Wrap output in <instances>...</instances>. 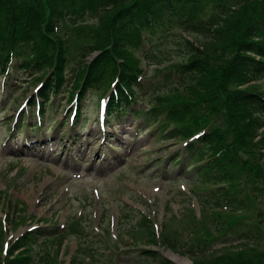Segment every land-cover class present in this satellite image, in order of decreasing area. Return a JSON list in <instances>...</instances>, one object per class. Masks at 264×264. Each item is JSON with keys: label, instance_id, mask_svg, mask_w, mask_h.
I'll list each match as a JSON object with an SVG mask.
<instances>
[{"label": "rangeland", "instance_id": "1", "mask_svg": "<svg viewBox=\"0 0 264 264\" xmlns=\"http://www.w3.org/2000/svg\"><path fill=\"white\" fill-rule=\"evenodd\" d=\"M33 1L32 6H37V0H22L20 3ZM38 9L45 19L48 13L44 12L45 7L38 6ZM95 15L84 13L78 17L79 21L73 28L71 25L64 26V20L60 21L62 27L56 30L68 41L73 51L67 67L65 88L72 84L73 76L85 64L90 65L98 60L99 66H102L101 51H87L83 47L96 37L93 39L80 33L82 26L89 31L101 25V19ZM183 35L200 51L206 50L211 55V32L208 29L191 30L183 32ZM169 38L161 32L154 34V50L158 59L162 60L160 64L151 58L143 59L133 49L139 57L134 72L142 69L139 76L143 85L140 94L147 101L139 100L140 110L147 109L148 102L159 103L158 95L170 94L176 87L182 89L184 84L194 79L188 73L178 72V64L188 63L192 52ZM195 53L204 56L197 51ZM252 56L259 59V55ZM226 57L230 56H225L228 59ZM204 59L207 61L204 67L210 69L212 75L215 73L213 77L219 83L216 89L222 88V76L226 74L221 66L218 67L221 64L217 63L218 57L211 55ZM123 66L128 68L125 64ZM250 83L256 85L255 90L264 93V76L250 82L235 79L232 84L237 89H246L251 86ZM40 85L35 81V76L24 73L23 69L13 67L7 76L0 73V240H3L0 253L4 255L20 234L35 227L45 231L40 238L42 244L46 243L47 238L56 241L53 246L46 243L45 248L39 249L40 244L37 243L34 247V251L39 250V253H32L31 259L51 252V260L45 264H71V259L79 264H160L158 259L150 260L141 253V249L147 247L160 249L161 257L170 259V264L175 262L166 254L168 250L191 260L188 253L181 249L178 250L182 253L165 245L154 247L150 242L152 232L161 233L163 229V232L169 233L162 232L161 235H179L182 239L187 236L188 242L196 239V235H193L196 230L207 233L210 238L215 213L223 210L230 212L232 208L217 206L213 199H209L213 197L209 191L213 184L202 182L194 171L199 166L197 163L192 167L191 161L186 163L187 158H184V167L174 164L164 167L166 160H170L174 153L178 154L182 143L163 139L142 114L136 118L129 112L121 115V119L113 117L106 120L103 107L105 97L98 90H90L86 94L78 124H75L77 120L66 123L68 112L64 108H74L77 101L69 105L67 94L64 97L65 93L62 92L52 100L55 105L49 104L47 113L40 117L41 124L35 125L38 123V114H33L36 108L28 109L27 104L37 94ZM187 94L192 97L188 89ZM207 95H214V92L210 90L205 97ZM205 109L195 108L191 112L202 114L208 111ZM255 114V117L260 115L258 112ZM215 116L213 113L211 118ZM23 118L27 124L18 129L17 123H21ZM85 119L86 126L82 123ZM217 125H222L228 136L234 131V123L230 129L224 126V116ZM31 126L41 128L33 129ZM238 128L236 126L237 131L240 130ZM259 133H264V125L259 128ZM45 139L46 143L33 145ZM256 139H259V135ZM250 153L249 146L237 147L233 151V155L243 161L250 157ZM228 165L231 167L229 162ZM219 167L223 168L222 163ZM239 171L237 168V175ZM252 183L240 187L245 197L248 195L251 199L244 202L242 210L237 209L241 202L230 201L237 209L233 213L239 215L229 216L246 220L232 230L213 234L217 236L214 249L241 242L243 238L238 235L247 228L251 229L250 236L254 238V230L258 229L253 228V222L259 220L264 223V185ZM238 197L241 199L240 194ZM205 199L210 201L205 202ZM259 236L264 238V231ZM221 238L228 241L224 242ZM162 240L165 241L163 237ZM202 241L207 240L202 238ZM79 246L81 250L84 247L89 252L78 253Z\"/></svg>", "mask_w": 264, "mask_h": 264}, {"label": "trees", "instance_id": "2", "mask_svg": "<svg viewBox=\"0 0 264 264\" xmlns=\"http://www.w3.org/2000/svg\"><path fill=\"white\" fill-rule=\"evenodd\" d=\"M21 1L0 0V72L9 75L11 67L31 70L32 74L42 71L36 81L43 82L39 95L46 102L50 101L53 94L62 92L67 80L66 68L73 56L68 41L56 32L59 26L62 27L60 21L64 20V26L71 25L73 28L79 21L78 17L84 13L96 14L101 19L99 27L85 31V26H82L80 33L93 39L96 37L83 47L87 51L100 50L102 66H99L98 60L90 65L85 64L76 74L73 85L64 92H68V101L72 102L79 96V101L82 102L90 90H98L103 95L110 91L107 118L119 117L139 99L147 102L137 95L141 90L138 77L142 69L134 72L139 60L133 52L134 48L159 64L162 60L158 59L154 50L156 44H151L153 49L145 48L146 39L153 43L151 40L154 34L161 32L183 48H188L192 52L188 63L178 64V72H188L194 79L189 84H184L182 89L176 87L170 94L158 95L159 103L148 102L146 115L152 122L155 121L167 138H193L187 142L185 149L189 152L190 159H193V165H199L194 171L202 178V182L213 184L209 188L213 197L209 199H213L217 206L232 208L230 212L223 210L215 213L210 226L211 232L216 234L232 230L246 220L231 218L229 215H235L233 211L242 210L244 202L251 200L240 191L242 186H249L252 182L253 185H264V133H259V128L264 125V93L255 90L256 85L252 83L246 89H237L232 83L235 79L250 82L264 76V0H37V6H32L34 1L26 2L27 4L20 3ZM38 6L45 7L44 12H48L45 19ZM203 28L211 32L210 53L218 57L217 63H221L218 67L221 66L226 74L222 76V88L216 89L219 83L215 82V73L212 75L210 69L204 67L207 62L204 58L211 55L206 50L200 51L181 33ZM195 51L204 56H199ZM252 54L259 55V59ZM227 55L230 57L225 59ZM119 59L122 62H118ZM187 89L192 97L187 94ZM78 90L80 91L77 92ZM210 90L214 95L205 97V93ZM204 107L208 110L206 113L191 112L195 108L200 110ZM133 109V114L138 116L139 110ZM44 110L45 102L41 104V111ZM256 112L260 113L257 117ZM213 113L216 116L211 118ZM80 114L79 111L77 117ZM222 116L227 129L234 123L240 130L237 131L233 125L234 131L228 136L227 130L222 125H217ZM199 132L202 134L194 138ZM248 146L251 147L252 160L249 157L243 161L233 155L235 148ZM221 163L222 169L219 167ZM237 168L240 170L238 175ZM235 178L240 179L234 180ZM230 201L241 202V205L235 209ZM201 205L203 214V200ZM263 226L264 223L255 221L253 228L258 230H254V238L250 236L251 229L247 228L238 235L243 238L241 242L215 249L213 243L217 236L212 234L209 238L207 233L195 230L193 235H196V239L191 241L188 248L182 245L181 250L189 253L194 264H264V238L259 236L264 231ZM43 233L45 231L40 228L24 232L9 245L4 255L0 253V264H39L40 261V264H45L51 260V252L31 259L32 253H39V250L34 251V247ZM151 235V241L157 242L155 233L152 232ZM162 237L165 245L182 253L178 250L180 247L175 245V238L182 239L181 236L174 235L173 238L166 234ZM202 238L207 241H202ZM222 239L224 242L228 241L227 238L220 240ZM55 242L54 238L46 239V243L51 246ZM2 247L3 240H0V250ZM38 247L41 249L42 245ZM81 252L87 254L89 251L84 247L81 250L79 246L78 253ZM142 252L150 256V259H158L160 264H170L169 259L161 257L155 250L145 249ZM33 260L36 262H32ZM76 261L72 259L71 264H79Z\"/></svg>", "mask_w": 264, "mask_h": 264}, {"label": "bare ground", "instance_id": "3", "mask_svg": "<svg viewBox=\"0 0 264 264\" xmlns=\"http://www.w3.org/2000/svg\"><path fill=\"white\" fill-rule=\"evenodd\" d=\"M166 254L171 257L175 264H192L191 260L185 256H181L177 253H174L170 250L166 251Z\"/></svg>", "mask_w": 264, "mask_h": 264}]
</instances>
